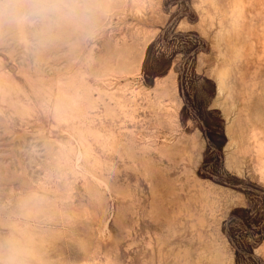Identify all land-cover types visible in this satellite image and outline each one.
<instances>
[{
    "label": "rangeland",
    "instance_id": "1",
    "mask_svg": "<svg viewBox=\"0 0 264 264\" xmlns=\"http://www.w3.org/2000/svg\"><path fill=\"white\" fill-rule=\"evenodd\" d=\"M0 264H264V0H0Z\"/></svg>",
    "mask_w": 264,
    "mask_h": 264
},
{
    "label": "clouds",
    "instance_id": "2",
    "mask_svg": "<svg viewBox=\"0 0 264 264\" xmlns=\"http://www.w3.org/2000/svg\"><path fill=\"white\" fill-rule=\"evenodd\" d=\"M56 10L57 8L55 5L49 4V3H42V2L34 3L29 9V11L36 13V14H43V13H48V12H52Z\"/></svg>",
    "mask_w": 264,
    "mask_h": 264
},
{
    "label": "bare ground",
    "instance_id": "3",
    "mask_svg": "<svg viewBox=\"0 0 264 264\" xmlns=\"http://www.w3.org/2000/svg\"><path fill=\"white\" fill-rule=\"evenodd\" d=\"M258 144L262 146V143H259V142H258Z\"/></svg>",
    "mask_w": 264,
    "mask_h": 264
}]
</instances>
